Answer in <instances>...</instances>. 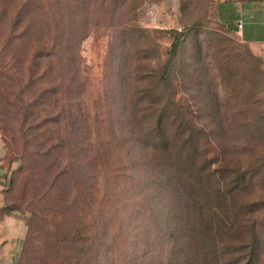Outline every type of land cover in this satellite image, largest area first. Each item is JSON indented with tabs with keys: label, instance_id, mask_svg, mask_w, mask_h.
<instances>
[{
	"label": "trees",
	"instance_id": "16d2710c",
	"mask_svg": "<svg viewBox=\"0 0 264 264\" xmlns=\"http://www.w3.org/2000/svg\"><path fill=\"white\" fill-rule=\"evenodd\" d=\"M145 2L0 0V135L20 161L0 217L30 216L18 264H214L206 255L217 240L215 264H227L230 196L216 187L207 149L216 134L198 129L181 84H171L189 29L145 28ZM100 22L107 47L133 59L118 116L116 101L92 100L88 88L82 46ZM167 35L169 47L157 42ZM241 230L251 244L239 245L248 252L239 260L253 264L256 228Z\"/></svg>",
	"mask_w": 264,
	"mask_h": 264
},
{
	"label": "rangeland",
	"instance_id": "374dc122",
	"mask_svg": "<svg viewBox=\"0 0 264 264\" xmlns=\"http://www.w3.org/2000/svg\"><path fill=\"white\" fill-rule=\"evenodd\" d=\"M215 2L146 0L138 13V19L142 26L150 30L189 29L181 57L171 76V84L178 87L181 84L182 97L190 103L191 111L198 115V129L216 134L214 144L207 146L210 158L214 159L211 170L215 174L213 179L217 181L216 187L219 183L222 193L225 189L229 192L230 216L233 222L229 235L230 247L222 255L227 264L244 263L239 257L243 253L246 256L248 252L244 249L245 252L240 254L239 245L242 242L251 244V237L245 230H241V225L248 229L255 227L257 259L253 260V264H264V120L258 119L264 113V58L250 45L242 42L229 27L217 23ZM99 25V32L87 39L82 46L85 70L90 79L88 88L92 100L104 96L105 99L116 101L111 112L118 116L122 113L119 103L122 95L120 83L124 84L129 79L133 59L123 55L115 44L108 48L102 22ZM198 28L199 31L196 30ZM157 42L167 47L171 43L169 35ZM189 67L191 74L183 77L178 75L179 71L188 70ZM229 81L239 85L237 93H233L231 85L224 89ZM257 100L260 103L252 105ZM217 101L221 105L223 122L217 115ZM227 101L235 102L236 106H228ZM194 103L198 104L194 106ZM254 107L259 113L253 110ZM95 112L110 113L107 108H96ZM209 114L212 119L207 118ZM224 130H228L226 137L222 133ZM226 146H229L225 160L227 165L221 163V149ZM7 153V147L0 135V187L5 197H12V181L16 178L15 170L19 168L20 161H11L6 156ZM239 170L243 173L240 184L236 180ZM225 181L228 186H225ZM240 207L244 209L243 216L237 214ZM26 215L27 218L20 216L21 220L25 219L20 225L23 240L13 251L15 255L9 264L19 263L26 236L25 234L23 237V233L30 217ZM44 233L43 231L41 234ZM40 241L39 239L36 244L39 245ZM217 241L215 249L208 246L209 252L206 255L214 264L217 260L216 253L220 255V244Z\"/></svg>",
	"mask_w": 264,
	"mask_h": 264
},
{
	"label": "crops",
	"instance_id": "0c3cea01",
	"mask_svg": "<svg viewBox=\"0 0 264 264\" xmlns=\"http://www.w3.org/2000/svg\"><path fill=\"white\" fill-rule=\"evenodd\" d=\"M215 17L237 35L242 42L250 45L264 58V0H215ZM238 22L243 23L241 29ZM0 160V165H1ZM0 187V209L3 207ZM20 212H10L0 217V264L11 263L13 251L22 242V221ZM25 228L23 237L26 234Z\"/></svg>",
	"mask_w": 264,
	"mask_h": 264
},
{
	"label": "built area",
	"instance_id": "2783aa9c",
	"mask_svg": "<svg viewBox=\"0 0 264 264\" xmlns=\"http://www.w3.org/2000/svg\"><path fill=\"white\" fill-rule=\"evenodd\" d=\"M238 28L241 29L243 27V23L242 22H238Z\"/></svg>",
	"mask_w": 264,
	"mask_h": 264
}]
</instances>
